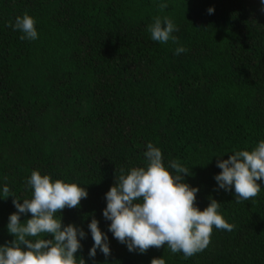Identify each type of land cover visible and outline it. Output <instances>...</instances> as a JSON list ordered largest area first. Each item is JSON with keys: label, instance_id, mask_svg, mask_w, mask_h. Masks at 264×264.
I'll list each match as a JSON object with an SVG mask.
<instances>
[{"label": "trees", "instance_id": "1", "mask_svg": "<svg viewBox=\"0 0 264 264\" xmlns=\"http://www.w3.org/2000/svg\"><path fill=\"white\" fill-rule=\"evenodd\" d=\"M169 2L162 10L160 0H0V187L10 189L0 197V244L14 239L6 227L13 199L31 198L26 181L39 170L87 189L78 208L57 213L87 233L76 254L86 264L161 256L166 264H264V180L256 197L236 203L214 179L218 159L264 140V5L174 0L170 10ZM25 12L37 40L8 26ZM156 17L174 22L176 42L151 39ZM178 46L187 51L174 55ZM149 142L165 164L190 169L184 180L199 188L201 210L216 199L234 225L213 228L207 248L190 258L167 246L129 252L102 215L121 169L146 165ZM93 216L108 235V257L88 256Z\"/></svg>", "mask_w": 264, "mask_h": 264}, {"label": "clouds", "instance_id": "2", "mask_svg": "<svg viewBox=\"0 0 264 264\" xmlns=\"http://www.w3.org/2000/svg\"><path fill=\"white\" fill-rule=\"evenodd\" d=\"M260 2L264 5V0ZM159 6L166 9L167 0H160ZM207 11L211 15L215 9L209 7ZM8 26L21 33V40L39 37L36 21L27 12ZM148 31L151 39L161 44L177 40L173 35L177 27L167 17H156ZM186 51L178 46L174 55ZM144 158L145 166L132 167L127 172L121 169L105 194L106 207L102 210L104 219L110 221L108 231L129 252L143 254L150 247L167 246L171 253H182L187 259L207 248L213 228L233 230L234 225L219 212V201L211 199L202 210L196 205L199 188L184 180V175L190 174L188 167L178 160L165 164L161 149L151 142L146 145ZM217 167L221 169L214 176L218 188L234 190L236 203L256 197L261 191L258 181L264 180V140L251 151L239 150L227 159H218ZM26 183L32 196L22 203L13 199L16 211L9 215L6 227L14 239L0 244V264H86L76 254L87 233L75 224H63L57 213L66 207L78 208L88 196L87 189L77 182L53 180L39 170H33ZM9 192L7 185L0 187V197H8L5 194ZM28 213L31 218L21 221V215ZM88 231L93 240L88 256L95 258L97 251L110 256L108 235L95 216L88 223ZM150 264L166 261L162 256L154 257Z\"/></svg>", "mask_w": 264, "mask_h": 264}, {"label": "rangeland", "instance_id": "3", "mask_svg": "<svg viewBox=\"0 0 264 264\" xmlns=\"http://www.w3.org/2000/svg\"><path fill=\"white\" fill-rule=\"evenodd\" d=\"M170 8H168V9H170V10H173V5H175L174 4V0H170ZM169 15V14H168Z\"/></svg>", "mask_w": 264, "mask_h": 264}]
</instances>
